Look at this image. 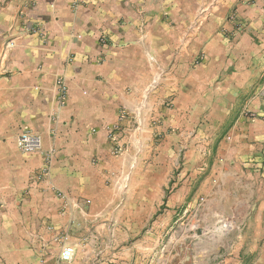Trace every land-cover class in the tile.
<instances>
[{
	"label": "crops",
	"instance_id": "obj_1",
	"mask_svg": "<svg viewBox=\"0 0 264 264\" xmlns=\"http://www.w3.org/2000/svg\"><path fill=\"white\" fill-rule=\"evenodd\" d=\"M173 4L181 0H0V264H80L78 256L61 263L58 249L62 241L75 242L89 217L102 228L99 215L120 213L106 205L115 194L103 187L136 159L137 150L141 162L162 158L168 147L183 144L191 155L217 143L227 181L244 189L264 185V121H249L239 111L234 128L217 129L231 108L214 105L240 101L254 73L241 82L237 74L220 75L224 63L209 60L189 69L176 57L168 68L162 55L182 50L167 43L182 34L167 25L166 8ZM60 79L68 98L57 107ZM253 95L246 106L261 112L262 96ZM55 111L57 121L51 117ZM113 126L123 147L117 155L107 130ZM26 129L41 136L40 151L18 148ZM59 192L68 195L67 204ZM201 192L186 185L167 196L160 190L134 192L146 200L130 213H142L146 224V215L165 202L148 225L150 234L172 221L182 228L183 207L184 214L195 211ZM83 199L91 204L81 205ZM263 213L262 199L255 221ZM114 225L123 226L117 220ZM55 233L62 235L58 241Z\"/></svg>",
	"mask_w": 264,
	"mask_h": 264
},
{
	"label": "rangeland",
	"instance_id": "obj_2",
	"mask_svg": "<svg viewBox=\"0 0 264 264\" xmlns=\"http://www.w3.org/2000/svg\"><path fill=\"white\" fill-rule=\"evenodd\" d=\"M166 10L168 28L182 33L181 37L167 39L168 45L182 48L176 55H162L168 68L173 67L176 57L181 59L179 64H189V69L209 60L224 63L218 66L220 75L237 74L241 82L243 76L247 78L254 73L248 92L240 101L214 103L219 110L228 105L231 108L230 117L224 124L218 120L217 129L234 128L239 111L249 121H264V108L259 112L246 106L256 92L262 96L264 106V0H181L180 5L167 6ZM149 56L152 61L157 59L155 54ZM187 153L189 150L181 144L177 149L168 147L162 158L152 155L141 163L137 150L136 159L116 170L103 187L104 191L109 189L115 194L106 205L119 209L120 213L99 215L102 228L95 226V218L89 217L88 224L75 236V242L66 243L74 248L73 260L59 259L60 262L73 263L78 256L80 264H97L99 260L104 264H264V213L255 221L256 210L264 200V185L244 189L227 181L224 174L227 162L217 143L207 150ZM191 173L193 177L187 180ZM185 185L189 191L202 192L195 211L184 214L183 207L179 221L182 228L172 221L165 231L150 234L148 225L158 220L167 207L165 202L156 205L158 209L150 218L146 215V224L142 213H130V208L142 206L146 200L134 192L160 190L167 196ZM128 195L134 197L127 198ZM82 204L90 205L91 200L83 199ZM82 217L85 222V216ZM115 219L123 226H115ZM128 219L131 224H127ZM226 223H232L233 227L228 228ZM258 225L260 228L256 230ZM61 236L55 233L54 240Z\"/></svg>",
	"mask_w": 264,
	"mask_h": 264
},
{
	"label": "built area",
	"instance_id": "obj_3",
	"mask_svg": "<svg viewBox=\"0 0 264 264\" xmlns=\"http://www.w3.org/2000/svg\"><path fill=\"white\" fill-rule=\"evenodd\" d=\"M101 40L105 42L106 39L102 37ZM67 98H68V86L65 83V81H63V79H60L57 82V96H56L57 107H62L63 105H65ZM126 115L127 113L125 111H122L120 117L124 118L126 117ZM51 117L53 121H57V112L56 111L53 112ZM107 130H108V137L113 142L114 154L116 155L120 154V152H122L123 150V147L122 145L119 144L118 127L113 126ZM17 145L18 148L23 152H28V153L37 152L42 149V138L38 133H35L30 129H26L22 131L21 134L18 136ZM133 166L134 164H132V167ZM43 172L45 173L48 172V166L43 167ZM128 176L129 173L127 174V178ZM59 195L63 198L65 204L69 202L70 198L66 193L59 192ZM62 243L64 242L62 241ZM73 258H74V248L64 243L61 248L59 259L64 262H71Z\"/></svg>",
	"mask_w": 264,
	"mask_h": 264
}]
</instances>
